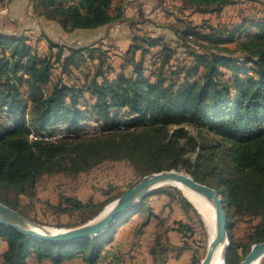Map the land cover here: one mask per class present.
<instances>
[{"label": "trees", "instance_id": "16d2710c", "mask_svg": "<svg viewBox=\"0 0 264 264\" xmlns=\"http://www.w3.org/2000/svg\"><path fill=\"white\" fill-rule=\"evenodd\" d=\"M168 1L171 0H159L152 7L165 10ZM174 1L180 3L181 12L206 19L197 24L182 17V27L171 28L152 19L140 0H32L35 14L57 23L62 36L67 35L65 40L48 37L50 51L42 56L28 43L25 31H0V112L10 124L0 123V201L24 214L21 198H36L43 176L85 174L107 160L129 162L142 178L183 168L199 182H214L224 198L231 241L226 262L230 264L238 248L231 230L235 215L254 214L259 218L245 256L254 244L264 241V21H257L259 33L255 38L247 37L240 49H231L243 23L215 24L209 19L242 0ZM130 7L137 9L133 17L127 15ZM118 21L127 22L133 32L128 50L122 55L121 71L111 78L114 61L102 40L110 25ZM148 25L154 29H147ZM155 28L168 29L173 35L165 36ZM67 37L70 41L78 37L73 42L78 44L69 43ZM169 38L176 45H170ZM235 55H240L241 61ZM148 56L153 65L160 64L156 79L146 77ZM168 65L175 69L174 75L183 74L180 84L163 78ZM222 67L231 73L228 79ZM56 70L59 73L55 74ZM196 74L199 80L192 81ZM84 92L93 97V107L86 110L80 103ZM122 110L129 119L120 120ZM91 115L111 122L112 128L87 139L89 146L85 142L73 146L50 141L40 134L48 128L64 126L68 139ZM185 125L192 126L197 134H191ZM114 132H125L121 134L125 135L123 140L113 139ZM182 138L189 142L183 143ZM68 151L66 160L70 165L63 169V154ZM189 151L198 154L191 158ZM169 189L176 193L168 189L152 191L103 234L86 241L43 242L0 223V238L9 245L3 264H27L30 257L54 264L76 258L98 264L117 231L133 215L142 211L147 214L137 234L149 225L154 217L150 197L161 194L176 200L182 196L180 190L171 186ZM65 201L79 210L95 202L71 197ZM182 203L191 206L185 198ZM104 208L100 204L97 213ZM186 226L177 222L183 236L195 235L190 227L187 235ZM170 248L159 236L151 249L156 264H167ZM197 261L195 256L194 264Z\"/></svg>", "mask_w": 264, "mask_h": 264}, {"label": "rangeland", "instance_id": "374dc122", "mask_svg": "<svg viewBox=\"0 0 264 264\" xmlns=\"http://www.w3.org/2000/svg\"><path fill=\"white\" fill-rule=\"evenodd\" d=\"M150 1L151 3L159 2V0ZM23 2L27 4L28 1ZM180 10V3L178 1H168L167 8L159 12L158 17L156 18L157 23L163 25L169 24L171 28L173 26L175 28L182 27V22L179 21V19H182V17H187V19L191 18L190 20L193 19L192 21L197 24L203 22V20L206 19V17L202 15H198L196 16V18L192 17L191 12H181ZM22 12H25V9H22ZM210 16L211 17L209 20H211V22L215 24L225 22L228 23V25H241L243 23L242 27L238 29L235 42L230 45L231 49H240L241 44L247 42V37L255 38L254 36L259 33L256 27V23L257 21H264V0H242L236 5L229 6L222 14ZM22 17L23 15L20 16V18ZM32 22L33 21L30 18V21H27V23L25 24H23V21H21L20 24H14V22L12 23V20L9 19V17L3 18L0 19V31H10L11 33L14 30H17L14 32L19 33L21 30L25 29L23 31H25L27 34L29 31L28 28L33 25ZM124 27L125 25H123V28ZM146 28L154 29V26L148 25L146 26ZM49 29H54V26L50 25ZM125 29H127L128 31V24L127 28ZM155 30L157 31L156 28ZM131 32L133 31L129 29V33ZM157 32L169 37L173 35L171 31L165 28H160ZM129 37H132V35L129 34ZM77 38L78 37H75L74 40ZM67 40H69L68 42L71 44H78L73 43L74 40L70 41V38L68 37ZM169 40L170 45H176L173 39L169 38ZM81 45H85V43H81ZM235 57L238 59V61H241L240 55H235ZM151 63L152 61L149 62V65H151V67H147L149 72L147 73L146 77L156 79V74H158L160 64L153 65ZM171 67L172 66L168 65L165 68L163 78L166 81L169 80L172 81L173 84L178 85L182 82L183 74L174 75L173 72L175 71V69ZM221 70L224 73V78L228 79L231 76V73L228 72L227 68L222 67ZM198 77L199 75L196 74L193 78L191 77V80H199ZM77 84H79V82ZM27 92L28 91H26V94ZM86 100H88V103ZM80 103L82 104L81 107L83 110L89 109L93 107V97L90 93L86 94L84 92ZM119 117L121 121H125L126 119L130 118V116L128 115V113H126L125 110L119 112ZM0 123L5 124V126H10L9 121H7L5 115H3V113L1 112ZM110 123L105 122L102 119L98 120L97 117L91 115L89 116L88 121L80 124L77 129V133L69 135L70 138L68 139L66 137L68 131L64 126H60L58 128H48L40 134L44 135V137L50 141L57 140L62 141L64 143L67 142L68 145L73 146L79 145L78 142H85L87 146H89V143L91 142L90 140H86L90 138H96L97 136H101L106 133L108 129L112 128V124ZM185 127L190 131L191 134H197L196 130L192 128V126L185 125ZM176 128L177 127H173L172 129L174 130ZM34 133L33 135H35ZM115 133L116 132H114L112 135L113 139H116L117 141L123 140V137L125 135L122 136L121 134L125 132L116 134ZM212 140L213 142L217 141L216 139ZM182 142L187 143L189 142V139L182 138ZM69 153L70 152L68 151L63 154V157L65 158L63 161V169H67L70 165V163H68V161L66 160L70 156ZM197 154L198 151H189V156H191V158H195ZM220 160L221 157H218V162ZM220 164L224 165V163L222 162H220ZM182 170L184 169L182 168ZM141 178L142 177H139L138 174L135 173L134 169L131 167L129 162L113 160L104 161L98 166H96L94 169H92L90 172L85 174L69 175L64 173H58L50 176H43L37 185L36 198L31 199L27 196H22L20 209L24 213V216L28 217L32 221L42 226L57 229L73 228L89 216H93L92 219L95 218L100 213H97L98 206L100 204H104L106 208L113 202L111 201L112 199H114L115 197L119 198L124 192H126L129 188L135 185ZM208 184L211 187L215 188L214 182L210 181L208 182ZM174 188L178 189L176 187ZM159 189H168L173 195L174 193H176L174 189L170 190L169 186H164ZM159 189H156L154 191H158ZM180 191L182 196L177 194L178 197H176V200H172L168 196V198H158V200L155 202V199L150 197L148 199V202L154 212H159L161 216L163 215V217H165V219H169L170 221L174 220L172 223L175 225H177V222H180L178 221L180 217L185 219L184 223L187 225L185 228L186 232L188 227L195 231V235H192L191 237L187 238H190L191 241H194L192 243L197 253V264H201L202 260L207 254L209 246V236L207 228L200 214V211L197 210L195 206L192 205V203L185 197L182 190ZM156 196L160 197L162 195L156 194ZM68 197L81 200L85 203H89L91 200L95 202H93V206H91L90 208L79 210L78 207L66 203L65 198ZM183 198H185L191 206L183 204ZM134 216H136V214L133 215L131 218H133ZM138 217L139 222H142L146 219L147 214L146 212L142 211L141 215ZM232 223V235L234 236L233 238L238 248L237 252L231 257L230 264H241L246 257L244 251L251 242L252 235L254 234L256 227L259 223V218L254 214H238L232 218ZM191 264H194V262L192 261ZM261 264H264V259L262 260Z\"/></svg>", "mask_w": 264, "mask_h": 264}, {"label": "crops", "instance_id": "0c3cea01", "mask_svg": "<svg viewBox=\"0 0 264 264\" xmlns=\"http://www.w3.org/2000/svg\"><path fill=\"white\" fill-rule=\"evenodd\" d=\"M23 1L28 2L25 4ZM140 2L143 3L145 11L150 13L151 18L156 20L159 15L158 11L160 10L153 9L152 5L154 3H151L150 0H140ZM22 9H25V12H22ZM136 11V7H130L127 13L128 17L135 16ZM21 15H23L22 18H20ZM198 15L199 14H194L192 17L196 18ZM8 17L14 24H20L21 21L25 24L27 21H30V18L32 19L33 25L28 28L30 30L26 34L29 38L28 43L37 48L42 56L48 55L50 51L48 37L66 39L67 35L62 36L57 23L35 14L32 0H0V19ZM127 24V22L122 21L114 22L110 25L109 32L106 33V37L102 40L103 48L110 51L109 53L113 57L112 62L114 61V70H111L110 73L111 78L115 77L117 73L121 71V62H123L124 59L122 55L126 53L129 47L130 33L129 29L128 31L125 29L127 28ZM50 25L54 26V29H49ZM123 25H125L124 28ZM23 30L20 32H24ZM14 31L11 33H16ZM8 33H10V31H8ZM137 56L139 58L140 54L137 53ZM150 58L151 56L147 57V65L149 68L151 67V65H149ZM97 63L96 61L91 64L92 67H95ZM92 71H94V68ZM57 73H59L58 70H56L55 74ZM152 198H154L156 202L158 198H168V196L162 195L159 197L155 195V197L153 196ZM140 215L141 213L136 214L137 217L134 216L131 218L127 224L117 231L112 243L106 247L98 264H156V260L151 254V249L159 236L163 243L171 246L168 252L167 264H191L193 258L195 256L197 257L196 250L192 243L194 241L183 236V234L177 230V225L172 223L174 220L170 221L169 219H165L159 212H154V217L151 218L149 225L137 234V228L143 222H139L138 220V216ZM178 221L185 222V219L180 217ZM8 248V242L0 238V264H3L4 255L8 251ZM182 248H184L182 251L179 250ZM27 264L54 263L50 260L38 261L35 257H30ZM64 264H86V262L82 258H76Z\"/></svg>", "mask_w": 264, "mask_h": 264}, {"label": "water", "instance_id": "95a60500", "mask_svg": "<svg viewBox=\"0 0 264 264\" xmlns=\"http://www.w3.org/2000/svg\"><path fill=\"white\" fill-rule=\"evenodd\" d=\"M176 184H181L191 191L205 197L215 208V236L208 246L205 258L201 262V264H210L216 250L221 245L226 243L228 244V248L230 246L228 232L229 223L224 198L217 189L197 181L191 174L182 169L163 170L144 176L119 198L113 201L112 203L114 206L108 212L105 213V208L95 218L73 228L57 229L42 226L1 201L0 223L17 230L28 238L43 242L65 244L76 241H86L103 234L126 210L140 202L142 198L152 191L164 186H173L180 189ZM185 197L197 210H199L188 196L185 195ZM54 229L58 231H54ZM263 259L264 241L254 244L241 264H252L255 261L262 262Z\"/></svg>", "mask_w": 264, "mask_h": 264}, {"label": "bare ground", "instance_id": "6f19581e", "mask_svg": "<svg viewBox=\"0 0 264 264\" xmlns=\"http://www.w3.org/2000/svg\"><path fill=\"white\" fill-rule=\"evenodd\" d=\"M182 192L188 196L193 203L198 207L200 214L204 220L205 226L207 228L208 236H209V244L213 240L215 236V224H216V216H215V208L214 206L203 196L191 191L190 189L184 187L181 184H176ZM114 206L111 203L106 207L105 213L108 212ZM54 231H58L54 229ZM228 244L221 245L215 252L213 259L210 264H225V257L227 255ZM252 264H261L259 261H255Z\"/></svg>", "mask_w": 264, "mask_h": 264}]
</instances>
